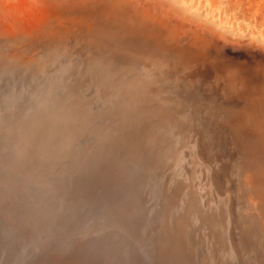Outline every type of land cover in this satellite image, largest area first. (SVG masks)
Masks as SVG:
<instances>
[{
    "label": "bare ground",
    "instance_id": "obj_1",
    "mask_svg": "<svg viewBox=\"0 0 264 264\" xmlns=\"http://www.w3.org/2000/svg\"><path fill=\"white\" fill-rule=\"evenodd\" d=\"M142 4L16 0L0 12V36L12 33L20 44L35 35L34 43L42 35L46 42L57 37L61 46L50 54L51 62L64 45L71 47L76 72L83 73L78 80H97L109 104L108 113L95 95L63 85L56 86V94L64 88L72 94L64 104L58 97L51 108L44 97L39 98L42 103L30 97L19 100L16 93L7 100V111L0 114V192L6 195L0 198V264H24L44 245L55 264H210L199 223L193 224L192 218L213 226L225 219L210 206L204 210L191 190L181 209L180 197L190 182L170 185L164 174L179 158L178 146L191 144L193 124L207 136L206 144L216 143L223 133L228 137L230 170L249 202L245 223L239 225L247 264H264L262 61L250 62L247 51L196 35L191 26L165 18L161 23L150 4ZM47 26L52 27L37 35ZM50 30L53 37L48 38ZM186 42L191 45L184 46ZM197 74L209 87L203 94L191 91L198 90ZM28 83L30 79L19 80L18 86L22 90ZM72 104L77 119L62 120V110L70 111ZM97 119L105 128H95L92 120ZM60 121H67L65 130ZM36 163L42 168L33 174ZM76 228L78 234H73ZM115 229L122 230L121 238H107ZM50 256L43 251L36 255L41 261Z\"/></svg>",
    "mask_w": 264,
    "mask_h": 264
},
{
    "label": "rangeland",
    "instance_id": "obj_2",
    "mask_svg": "<svg viewBox=\"0 0 264 264\" xmlns=\"http://www.w3.org/2000/svg\"><path fill=\"white\" fill-rule=\"evenodd\" d=\"M8 1L9 2L11 1L10 4ZM135 1H138L139 4H142V2H143L142 5H145L146 3H147L146 5L150 4L151 10L156 11L157 15L161 17V19H159L161 23H165L168 20L172 21V23L179 22L180 25L184 24L188 27L191 26L193 31H196L195 32L196 35L199 33L198 35L205 36L206 38L207 37L208 38L213 37L214 38V39L212 38L213 41H215L217 43L221 42L222 44H224L226 46L229 45V46L238 47L243 52L247 51V53H249V55H250V58L252 59V57H253V59L250 62L258 61L257 63L260 65V62L262 61L260 66L264 70V60H263L264 59V57H263L264 56V0H135ZM14 2L16 3V0H0V3H1L0 6L1 7L3 6L1 8L2 11L0 9V12L3 13L7 8L9 9V7L12 8V5L14 6ZM7 3L9 5H7ZM161 15L163 16V18ZM173 16H175V17H173ZM164 18L167 21H163ZM51 27L52 26H50V27L47 26V27H45V29L42 28L41 30H38L37 35H40L47 28H51ZM55 30H57L56 32H58L59 29H55ZM179 30H181V29L179 28ZM53 32H54L53 30L46 32V36L48 38H50V36L53 37L51 35ZM190 32H192V31H190ZM11 34L12 33H10L9 35H11ZM9 35L7 37H5V35L0 36V43L1 44L2 43H11V45H12V47L10 49L9 48L5 49L4 47L0 46L1 47L0 48V59H1L0 60V69H1L0 70V114H3L4 111L5 112L7 111V106H8L7 100L8 99L13 100V95L16 96L15 95L16 93H17L19 100H22L24 98L28 99L30 97L29 100H31V101H32V98L35 101H39V98L44 97L42 99H44V100L46 99V101L48 103H51L49 108H51V105H54L55 99H57L58 97L62 101L61 104H64V102H67L68 94L71 95L72 94L71 92H73V91L70 90L69 92H67V89L64 88V91H63L64 93H61V95H57L56 94L57 93V90H56L57 85H63L65 87H69L70 89L72 88L75 90H79L78 93L82 90L84 95L85 94L95 95V97H96L95 99L97 101H101V103L103 102L104 109H106V111L109 113V110H108L109 104L106 100L107 96L104 95V92L102 90H100V89H102L101 84H99V82L97 80L93 81V79H90V80L88 79L89 80L88 81V80H86L87 77H83L82 78L83 80H81V82L78 80V78L82 77L83 73L78 74L76 72V69L74 67L75 65L71 61L72 57H70V55H69V51H70L69 48H71V47L64 45L65 48L67 47L64 50L65 52L62 51V53H64L65 55L62 53H59L56 55V58H58V59L55 60L54 62H51L52 58L50 57V54L51 53L55 54V51H53V50L58 49V48L60 49V46H61V45H59L60 43L57 42V37H56V39H54L50 42H46L43 39V37H45V36L42 35V36H39V41L38 42L35 41V43H34V40L38 39V37L35 35L36 36L35 39H33L35 37L34 36L32 39L30 38V39L26 40L25 43L20 44L19 39L14 38V37L12 39ZM213 35H215L216 39ZM219 35H222V36L219 37ZM223 35H224V37H223ZM28 36L30 37V35H27V37ZM218 37L220 39H218ZM8 41H10V42H8ZM12 41L15 44L12 43ZM31 42L34 44L33 47H32L33 44ZM76 42H75V44H76ZM189 44H190V42H186V43H184V46H187ZM30 47H32L31 51H29L31 49ZM75 47H74V49H75ZM243 47H246V48L243 49ZM23 49L26 50L27 52L22 51ZM20 51H21V53H20ZM85 52L89 53L90 51L85 50ZM18 54H19V56H18ZM217 56H218L217 58H219L220 55H217ZM59 57L61 59H59ZM215 57L216 56H214V58ZM2 60H3V62H1ZM34 62H36V65H34L35 64ZM55 66H56V68H55ZM52 68H54V69H52ZM26 69H28V70H26ZM36 69H38V70H36ZM28 71H29V73H28ZM71 71H74V72H71ZM17 72H22V73L19 75L20 77L16 78L14 75H16ZM259 73L261 74L260 79L262 80V78L264 77V74H263L264 72L261 73L259 71ZM30 74L32 75V77H30ZM197 76H196L197 77L196 81H198V82L196 83V85H197L198 90H196L195 89L196 87H195L194 90L192 89L191 91L193 93H194V91H196V92L198 91V93L203 94L209 90V87H206L207 82L204 81V80H206V78L202 79V77H200V75H198V74H197ZM84 78H85V80H84ZM18 79L19 80L26 79L27 81H29V79H30L31 83L30 84L28 83L27 87L24 88L25 92L23 91L24 89L21 90V87L18 86V81H19ZM263 80H264V78H263ZM201 81H203V82H201ZM93 82L94 83L98 82V83L92 84ZM36 84L37 85L43 84V86L36 91V90H34L35 87L37 86ZM202 85H203V88H202ZM200 86H201V88H199ZM44 87H46V89ZM200 89L201 90L203 89V91L201 92ZM206 89H208V90H206ZM86 90H88L89 93L86 92ZM31 94L32 95L35 94V96H32ZM84 95L82 97L86 101H88V97H84ZM39 102H41V101H39ZM5 103H6V105H5ZM28 104H29V101H28ZM71 107H72V109L70 111L66 108H64L62 110V116L64 118L62 120H65V119L66 120H75V119H77L76 113H75L76 105L72 104ZM106 107H108V108H106ZM91 117H93V116H91ZM92 121H94L93 124H95V128H97L96 125H98V127L99 126L102 127L104 124L101 120H100L101 121V123H100L99 119H97V121H95V120H92ZM65 122H66V126H63V123H65ZM99 123H100V125H99ZM76 124H77V121H76ZM60 125L63 127V130H65L66 129L65 127H67V121H60L59 126ZM193 126L194 127H193V129L191 131V135H190L191 136V144L189 146H184V147L178 146L179 158L176 159L172 168H170L167 172H164L165 177L168 180L170 185L171 184L174 185L176 182H182L184 184L186 182V180H187V182H190L189 184H187V186L186 185L184 186L185 192H182V196L180 197L181 205H182L181 209L185 208V205L189 199L188 193H190L191 191H194L197 193L199 203L204 210H208L207 207L210 206L211 210L213 209L215 212L218 213V216H223L222 218L225 219L226 222L224 220H222L217 226H213V225L207 224L205 222L201 225L200 217L196 216L195 220H193V218H192L193 224L194 223L196 224L197 222L199 223V227H200V235L199 236L202 237L200 242H201V246L205 250V252L201 247L200 248H201V250H203V253L208 252V254H209L208 260L210 261V264H247V262H249V259L247 258V256H249V254L242 245V241L240 238V226L245 223V222H243L242 217L244 215L243 212H245V214H247L249 212V206H248L249 202H248L247 195H245L242 192L243 190L238 183L239 180L237 178H239V177H237L235 173L233 175L232 170H230L231 154L229 153L230 147H228L229 144L227 143L229 141L228 137H224L226 134L223 133L224 136L223 137L220 136L219 138H217L216 143H212L211 145L206 144L205 142L207 141V136L201 131L200 127H197L194 124H193ZM102 128H105V127H102ZM200 131L203 134L202 133L200 134L199 133ZM66 132H68V131H66ZM89 137H91V136H89ZM193 138H195V139H193ZM201 138L204 140L202 141ZM174 144L178 145V142L176 139H174ZM200 144H202V145L204 144V146H200ZM202 149H204L205 151L202 152L201 151ZM206 149L209 152L206 151ZM201 153H203V154L201 155ZM210 162H211V164H210ZM36 164H34L35 167L33 166L35 170L37 169L36 171L34 169H32L33 167L31 168L33 174L36 172H39V170L42 168L41 164L40 165H38V164L36 165ZM47 166H48V164H47ZM198 168H200V169H198ZM222 170H225V171H222ZM32 173H30V174H32ZM220 178H222V179H220ZM215 182L217 184H215ZM218 182H219V185H218ZM221 184H223V186ZM216 187H218V188H216ZM219 188H220V190H219ZM222 188H223V191H222ZM29 189H31V188H29ZM32 190H35V189H32ZM220 191L222 192V194ZM2 193L0 194V198L6 197V195L5 194L2 195ZM1 195H2V197H1ZM233 196H234V198H233ZM254 198H255V200L257 199V197H254ZM256 202H257V200H256ZM253 205L256 206V204H253ZM151 206H153V205H151ZM251 209H253V208L251 207ZM228 213H229V215H228ZM235 216H236V218H234ZM226 218H227V220H226ZM228 223H230V224H228ZM231 223H233L232 224L233 226L231 225ZM230 226H232L231 230H230V228H231ZM226 229H228L227 230L228 232L226 231ZM223 230H225V231H223ZM233 230H235L236 232H234ZM229 234H230V236H229ZM233 236L235 239H232ZM235 240H237V241L235 242ZM232 245H234V246H232ZM230 252H231V254H230ZM215 254H216V256H215ZM104 261L105 260H103L101 262L104 263ZM220 261H222V262H220ZM257 264H259V263L257 262Z\"/></svg>",
    "mask_w": 264,
    "mask_h": 264
},
{
    "label": "water",
    "instance_id": "obj_3",
    "mask_svg": "<svg viewBox=\"0 0 264 264\" xmlns=\"http://www.w3.org/2000/svg\"><path fill=\"white\" fill-rule=\"evenodd\" d=\"M24 206H25V207H28V205H27L26 203H24ZM76 217H77V216H76ZM76 217H74V219H75L76 223L79 224V220H78ZM31 218H33V217H30V219H31ZM120 231H122V230H117V229H115L114 231H112V233L110 234V236L106 235V237H107V238L110 237L111 239H113V238H114V239H116V238L119 239V238H121V235H122V233H121ZM73 234H78V228L73 229ZM100 234H101V233H100ZM94 237H97V236L95 235ZM44 247H45V248H44ZM44 247L38 249L37 251H35L34 256H33V257H30L29 259H27L26 262H25L24 264H55V263H54V262H55V257H53L51 251H48V250H49L48 246L44 245ZM40 251H43V252H45L46 254L51 255V256H50L49 258L47 257L46 259H44V261H41V260H43V259H37V258H39V257H36V255H38V253H39ZM117 251H118V252H121V251H122V248H119ZM143 254H144L145 256H149V255H148L147 253H145V252H143ZM130 257H131V256H128V257H126V258H124V259H130ZM138 257H139V256H138ZM41 258H44V257H41ZM39 260H40V261H39ZM60 264H63V263H60Z\"/></svg>",
    "mask_w": 264,
    "mask_h": 264
}]
</instances>
